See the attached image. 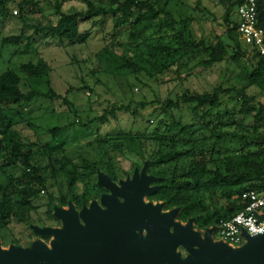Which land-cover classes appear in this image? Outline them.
<instances>
[{
  "label": "trees",
  "instance_id": "16d2710c",
  "mask_svg": "<svg viewBox=\"0 0 264 264\" xmlns=\"http://www.w3.org/2000/svg\"><path fill=\"white\" fill-rule=\"evenodd\" d=\"M67 1L56 0L57 22L34 26L36 34L45 32L61 43L75 46L87 44L91 37V30L80 31L85 22L101 29L111 25L114 39L127 31L124 46L130 53L128 56L115 52L113 41L111 45L105 41L98 52L100 63L107 62L113 75L117 72L126 76L128 71L134 76L145 74L160 81L175 66H178L177 75L188 76L195 68H212L227 62L241 69L244 84L239 89L222 83L203 92L186 89L175 100L166 99L159 111L154 109L141 128L95 137L91 144L96 159L83 160L92 167L85 172L65 148L66 133L76 122L48 127L47 132L38 135V142H33L21 137L13 128L12 117L5 113L11 106L23 107L40 96L61 97L52 90L45 94L36 90L25 92L24 77L48 76L49 63L40 58L36 63H21L17 68L20 73L12 68L0 72V236L4 237L14 225L31 226L36 222L34 216H38L43 198L47 201V220L59 223L54 216L56 207L74 203L77 209H82L108 191L98 184V170L117 181L145 163L148 172L161 179L150 200L165 202V210L179 208V221L194 218L198 229H206L241 212L246 205L241 195L248 190L264 189V55H247L237 32L238 20L230 19L243 0H221L226 6L227 28L224 38L212 44L197 40L186 21L174 16L176 0H80L86 8H73L76 11L71 13L63 9ZM31 2L36 3L35 0H0V25L3 27L11 16L24 20L26 6ZM33 13L42 11L33 10ZM178 31L180 34L168 37L169 32ZM25 39L31 47L33 36L4 35L1 51L7 46L20 48ZM199 48L208 57L195 61L194 53ZM250 89L256 91L250 93ZM155 103L158 102L142 101L140 107L145 110ZM182 106L192 112L191 123L183 124L173 114V109ZM118 109L131 111L130 105H120ZM115 112L116 108L106 110L98 122H105L108 114ZM132 115H140L139 109L133 110ZM151 117L156 119V124L151 125ZM234 141L240 143L237 151L224 146ZM123 162L128 164L126 168ZM207 195L217 197L222 203L210 206ZM37 223L46 225L40 216ZM28 231L24 237H15L13 243L30 247L41 238L33 229Z\"/></svg>",
  "mask_w": 264,
  "mask_h": 264
},
{
  "label": "rangeland",
  "instance_id": "374dc122",
  "mask_svg": "<svg viewBox=\"0 0 264 264\" xmlns=\"http://www.w3.org/2000/svg\"><path fill=\"white\" fill-rule=\"evenodd\" d=\"M26 6L24 20L17 16H11L5 20L3 27L0 25L1 37L10 33H25L26 36H33L32 46L25 39L23 45L19 47L7 46L1 51L0 43V72L7 68L17 69L21 63L34 62L40 58L45 59L50 65V73L46 77L28 79L24 77V89L36 90L41 93H50V90L56 92L61 97L55 99L47 97H37L31 103L23 107L11 106L5 113L12 117L13 128L18 130L21 137L26 141L38 142V135L47 132L48 127L68 125L76 122L75 126H70L66 133V149L69 156L75 157V162L82 167V171H90L91 166L84 164L83 160L95 161L96 152L91 142L97 136H101L121 129L134 131L144 125V121L150 118V113L157 109L160 110L162 104L167 103L166 99H176L177 95L182 94L186 89L191 91L203 92L211 90L217 84L233 86L237 89L242 88L244 74L234 63L223 62L216 64L212 68L198 67L190 75L186 73L177 75L178 66L168 70L165 73V79L156 80L149 78L145 74L136 76L129 74L113 75L112 69L107 62L100 63L101 59L98 52L104 46V42H114L112 48L122 56H128L130 53L124 45L128 32H122L120 37L112 38L111 25L107 24L104 29L95 27L92 22L82 23L80 31L91 30V37L87 44L70 46L67 42L60 41L47 35L45 32L36 34L34 26H45L48 21L57 22L58 17L55 14L56 0H35ZM83 10L86 5L80 0H68L64 4V11L67 13L76 10ZM32 9V10H31ZM72 9V10H71ZM234 9L230 19L238 20V14ZM33 10H40L42 13H33ZM172 12L178 19H184L189 31L197 40L203 39L207 44L216 42L219 38H224L226 25V6L221 0H176L173 3ZM180 34L178 32H169L168 37ZM111 41H113L111 43ZM119 43V45H118ZM25 47H29L24 49ZM195 61L206 59L208 53L202 48L196 49ZM132 86V88L130 87ZM256 90H251L250 93ZM67 99L70 103H66ZM157 101L153 106L141 109L142 101ZM120 105H130L131 111H122ZM116 108L115 114H108L105 122H98L106 110L112 111ZM139 109L140 115H132V111ZM173 114L181 123H191L193 114L187 106L179 109H173ZM159 113V112H157ZM143 115V116H142ZM162 117H164L162 115ZM151 125L156 124V119L151 117ZM226 148L237 151L240 143L234 141L231 145H224ZM128 164L123 162L126 168ZM101 171V169H100ZM104 172V171H103ZM80 185V184H79ZM57 193V189H53ZM145 200H149L146 197ZM208 204L220 205L222 202L207 195ZM46 198L40 202L38 207V216L46 222L48 227H61L62 223L49 221L46 218L47 204ZM156 203V202H155ZM66 209H68L66 207ZM38 216L35 214L33 225L41 226L37 223ZM61 224V225H60ZM185 224V223H184ZM44 226V227H45ZM43 227V226H41ZM28 225H14L12 230H7L5 236H0L3 247L8 248L14 244V238H21L29 233ZM194 229H197L194 226ZM50 238V237H49ZM50 244L52 237L47 240L39 238ZM215 241H217L215 239ZM183 255L187 250L180 249Z\"/></svg>",
  "mask_w": 264,
  "mask_h": 264
},
{
  "label": "water",
  "instance_id": "95a60500",
  "mask_svg": "<svg viewBox=\"0 0 264 264\" xmlns=\"http://www.w3.org/2000/svg\"><path fill=\"white\" fill-rule=\"evenodd\" d=\"M147 166L141 174L136 168L133 179L120 186L98 171L99 184L111 191L101 198L107 209L96 200L81 211L71 203L69 209L56 207L61 227L31 225L39 236L52 237L50 244L36 239L30 247L4 248L0 239V264H264V232L244 231L246 242L233 247L212 238L216 226L206 228L202 237L194 218L185 224L178 220L179 208L146 202L145 196L159 187L150 184L161 180L148 175ZM254 214L264 221V213ZM180 247L190 253L184 256Z\"/></svg>",
  "mask_w": 264,
  "mask_h": 264
},
{
  "label": "built area",
  "instance_id": "2783aa9c",
  "mask_svg": "<svg viewBox=\"0 0 264 264\" xmlns=\"http://www.w3.org/2000/svg\"><path fill=\"white\" fill-rule=\"evenodd\" d=\"M237 32L248 56L264 55V0H243L237 7ZM245 208L232 218L216 225L214 239L233 247L246 242L244 231L250 235L264 232V221H259L254 212L264 213V189L248 190L241 195Z\"/></svg>",
  "mask_w": 264,
  "mask_h": 264
},
{
  "label": "flooded vegetation",
  "instance_id": "af4514ba",
  "mask_svg": "<svg viewBox=\"0 0 264 264\" xmlns=\"http://www.w3.org/2000/svg\"><path fill=\"white\" fill-rule=\"evenodd\" d=\"M144 166V165H143ZM143 166L141 167V168H138V167H136V168H138L139 169V173L141 174V171H142V168H143ZM135 168V169H136ZM135 169H134V171H132V173L131 174H128L125 178H122V179H119V180H117V181H115V180H113V178L109 175V174H107V173H105L104 172V174H106V175H109L110 177H111V179H112V181H114L116 184H118L119 186H120V182L121 181H125V180H127L128 178H130L131 180L133 179V176H134V172H135ZM98 171H100V170H98ZM102 171V170H101ZM103 172V171H102ZM147 174L148 175H152V174H150L149 172H148V166H147ZM154 176V175H153ZM98 184H99V182H98ZM100 185V184H99ZM102 186V185H101ZM155 186H157V182H153V183H151L150 184V187H155ZM102 187H105V186H102ZM108 191L107 192H103L102 194H101V196L98 198V199H93V200H91L90 201V203L87 205V206H89L90 207V205H91V203L93 202V201H98V203L102 206V208L103 209H107V206L106 205H104L103 203H102V201H101V198H102V196L104 195V194H111V191L107 188V187H105ZM154 193V192H153ZM152 193V194H153ZM152 194H148V195H146L145 196V199H146V197H148V199L149 200H145L146 202H153V203H155V201H152V200H150V197H151V195ZM120 200L121 201H124V198L123 197H120ZM74 206H75V204L74 203H72ZM66 207L69 209V205L68 206H64L63 208H65L66 209ZM76 207V206H75ZM76 209H77V207H76ZM78 211H81V209H77ZM179 220V219H178ZM58 222L59 223H61V221L58 219ZM182 222V221H181ZM183 223H187V222H183ZM61 225V224H60ZM194 226H195V220H194ZM197 231H200L201 232V235H202V237H204V234H205V229H196ZM146 233V231H144L143 233H142V235L143 234H145ZM51 238V237H50ZM50 238H48L47 240H49ZM212 238L214 239V233L212 234ZM215 240V239H214ZM182 247H180L179 248V250L181 249ZM187 250V249H186ZM181 251V250H180ZM188 252H187V254L186 255H184V256H187L189 253H190V251L189 250H187Z\"/></svg>",
  "mask_w": 264,
  "mask_h": 264
}]
</instances>
